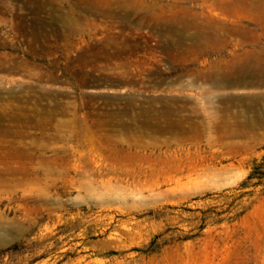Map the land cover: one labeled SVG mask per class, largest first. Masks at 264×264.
<instances>
[{
	"label": "rangeland",
	"instance_id": "obj_1",
	"mask_svg": "<svg viewBox=\"0 0 264 264\" xmlns=\"http://www.w3.org/2000/svg\"><path fill=\"white\" fill-rule=\"evenodd\" d=\"M260 1L0 0V264H264Z\"/></svg>",
	"mask_w": 264,
	"mask_h": 264
},
{
	"label": "bare ground",
	"instance_id": "obj_2",
	"mask_svg": "<svg viewBox=\"0 0 264 264\" xmlns=\"http://www.w3.org/2000/svg\"><path fill=\"white\" fill-rule=\"evenodd\" d=\"M234 1H245V0H234ZM260 1V0H259ZM226 2V1H224ZM263 2V1H260ZM225 12L229 14H237L238 13V8L235 7L234 5H230L229 3H221L220 1L217 2ZM262 8V7H261ZM259 8H253L249 9L253 14L258 15V14H264V9ZM264 16V15H263ZM184 18V17H183ZM198 23V22H197ZM196 23V18H193L188 22L187 24L183 25V30L185 29H195V30H201L203 29V34L206 32H218L220 29H226L228 31H231L232 33H235L237 31H242L244 28L241 26L237 25H225L224 23L221 22H211L210 20L207 22L206 20H202V23L200 22V25ZM222 40V39H221ZM220 39H215L211 42H209V39L205 40L203 42V45H209V43L212 46H216L219 43H221ZM222 72V70H220ZM236 76L232 75L231 77L228 76L230 80H228V83H252L253 82V76L255 75H260L264 76V54L262 52H256L253 54V59L252 61H248L246 65L240 66V69H238V72H236ZM245 77V78H244ZM214 79V77H213Z\"/></svg>",
	"mask_w": 264,
	"mask_h": 264
},
{
	"label": "crops",
	"instance_id": "obj_3",
	"mask_svg": "<svg viewBox=\"0 0 264 264\" xmlns=\"http://www.w3.org/2000/svg\"><path fill=\"white\" fill-rule=\"evenodd\" d=\"M249 9H251V8H249ZM261 9H264V8H261ZM264 15V14H263ZM259 21H261L262 22V24H263V26H264V18L263 19H258ZM253 29H251V28H248V27H245L242 31H240L238 34H235V35H241V36H251V35H253ZM257 52H262L263 54H264V52L263 51H257ZM252 59H253V55L251 54V53H249L248 55H247V61H252Z\"/></svg>",
	"mask_w": 264,
	"mask_h": 264
}]
</instances>
